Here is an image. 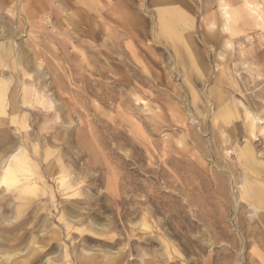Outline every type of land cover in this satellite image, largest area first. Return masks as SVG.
Masks as SVG:
<instances>
[{
	"label": "rangeland",
	"instance_id": "1",
	"mask_svg": "<svg viewBox=\"0 0 264 264\" xmlns=\"http://www.w3.org/2000/svg\"><path fill=\"white\" fill-rule=\"evenodd\" d=\"M0 171V264H264V0H0Z\"/></svg>",
	"mask_w": 264,
	"mask_h": 264
},
{
	"label": "bare ground",
	"instance_id": "2",
	"mask_svg": "<svg viewBox=\"0 0 264 264\" xmlns=\"http://www.w3.org/2000/svg\"><path fill=\"white\" fill-rule=\"evenodd\" d=\"M253 117V120H258L259 122L260 121H263V119L262 118H260V117H258V116H252ZM10 160V159H9ZM2 168V167H1ZM4 174L5 175H7V176H9L10 175V170H9V168L8 167H6L4 170ZM1 172V171H0ZM3 176V175H2ZM28 187V186H27Z\"/></svg>",
	"mask_w": 264,
	"mask_h": 264
}]
</instances>
